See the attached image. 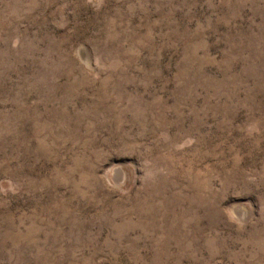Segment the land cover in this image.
I'll use <instances>...</instances> for the list:
<instances>
[{
    "label": "rangeland",
    "instance_id": "obj_1",
    "mask_svg": "<svg viewBox=\"0 0 264 264\" xmlns=\"http://www.w3.org/2000/svg\"><path fill=\"white\" fill-rule=\"evenodd\" d=\"M0 264H264V0H0Z\"/></svg>",
    "mask_w": 264,
    "mask_h": 264
}]
</instances>
